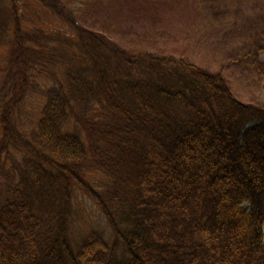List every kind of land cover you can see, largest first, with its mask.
Masks as SVG:
<instances>
[{"label": "trees", "instance_id": "1", "mask_svg": "<svg viewBox=\"0 0 264 264\" xmlns=\"http://www.w3.org/2000/svg\"><path fill=\"white\" fill-rule=\"evenodd\" d=\"M8 1L0 48L15 79L0 83V264H264V108L186 54H133L98 38L73 19L70 0L35 1L73 36L26 29ZM191 2L185 15L198 17L196 7L208 23L186 37L207 50L237 33L222 5L258 6L246 22L264 26V0ZM262 52L238 62L253 58L260 73ZM38 75L52 85L37 126L22 131ZM11 151L23 156L15 173L3 158ZM75 191L104 214L113 242L100 230L73 240Z\"/></svg>", "mask_w": 264, "mask_h": 264}, {"label": "rangeland", "instance_id": "2", "mask_svg": "<svg viewBox=\"0 0 264 264\" xmlns=\"http://www.w3.org/2000/svg\"><path fill=\"white\" fill-rule=\"evenodd\" d=\"M17 1L22 10L20 16L26 29L35 26L44 29L49 34L62 31L64 34L74 35V26L65 20L56 18L48 10L42 9L35 0ZM191 1L167 0L162 4L160 0H70L76 13L73 19L79 20L80 27L98 38L101 37L106 42L115 43L133 54L152 53L164 57L186 54L203 68L212 71L223 70L237 100L264 108V26L254 27L246 22L249 19L252 23L259 15L257 10L260 8L257 6L256 10L255 5L252 4L222 5V8L228 7L230 14H235L232 23L238 30L235 36L227 37L228 42H217L215 41L218 40L217 38L215 40L212 38L213 47L207 50L202 46L194 45L198 42L197 38L192 39L194 36L186 37L187 33L197 32H193V24L208 23L200 22L203 16L199 14L196 7L192 12L198 13V17L185 15L191 10ZM8 3L9 1L5 0V4ZM4 8L8 10L10 6H4ZM253 28L255 30L252 31ZM8 44L11 43L8 42ZM256 45L263 47V52L258 58L261 63V68H258L260 73L254 71L253 58L252 60L242 59L241 63L238 62L240 57L248 54L250 49L253 50ZM8 57V47H1V84L8 79H15L13 73L8 70L10 65ZM39 69L31 72L37 74ZM7 74L10 75L9 78H6ZM51 85L52 83L43 75H38L33 79L23 106H21L18 126L22 131L29 130L30 126H37L45 104V93ZM7 156H12L13 161L17 163L13 166L8 164L10 172L15 173L14 168L20 167L19 163L23 156L18 151H11V154H6L3 158ZM86 179L97 188L102 187L105 181L104 177L96 173L87 174ZM74 193L73 222L71 223L73 240L80 241L92 231L100 230L106 233L110 242H113L104 214L90 199L82 197L79 191Z\"/></svg>", "mask_w": 264, "mask_h": 264}]
</instances>
